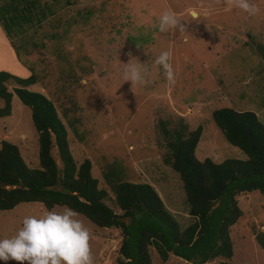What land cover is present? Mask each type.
Returning <instances> with one entry per match:
<instances>
[{"label": "rangeland", "instance_id": "374dc122", "mask_svg": "<svg viewBox=\"0 0 264 264\" xmlns=\"http://www.w3.org/2000/svg\"><path fill=\"white\" fill-rule=\"evenodd\" d=\"M248 2L259 8L255 15L228 0H35L36 8L45 11L39 23L34 18L32 23L8 22L9 41L26 76L36 78L28 89L52 102L73 160L90 161V174L107 192L104 202L114 211H119L112 200L117 182L147 183L179 228L193 221L181 180L164 159L169 158L166 143L197 126L196 159L246 158L226 142L211 112L221 107L252 111L264 126V0ZM24 3L0 0L18 10ZM164 11L181 17L186 31L161 33L157 25ZM163 51L170 54L174 83L153 63ZM131 57L146 69V83L123 80L124 63ZM19 73L26 77L21 68ZM1 140L15 144L28 167L38 166L30 111L15 94L10 114L0 117ZM51 153L56 157L55 147ZM235 198L240 216L229 229L228 263L264 264V199L255 191ZM64 208L46 210L38 202H21L0 210V239L15 235L25 216ZM77 218L89 230L93 264H117L120 230L98 227L81 214ZM148 253L150 264H199L171 254L162 261L151 246Z\"/></svg>", "mask_w": 264, "mask_h": 264}, {"label": "trees", "instance_id": "16d2710c", "mask_svg": "<svg viewBox=\"0 0 264 264\" xmlns=\"http://www.w3.org/2000/svg\"><path fill=\"white\" fill-rule=\"evenodd\" d=\"M24 1L20 10L13 4L0 6V25L6 36L8 22L32 23L34 18L39 23L45 16L35 0ZM35 81L33 73L18 77L0 70V117L10 114L15 94L29 108L38 146V166L28 167L15 144L0 141V210L21 202H38L46 210L65 206L98 227L117 228L121 233L117 264H150L149 246L162 261L171 254L192 263L220 258L217 264H229V229L240 216L235 197L255 191L264 199V126L252 111L221 107L211 112L226 142L245 154L243 160L227 158L216 163L196 159L200 126L166 143L169 158L164 161L181 180L187 213L193 218L181 229L150 184L117 182L112 200L118 212L104 202L107 192L97 187L90 161L85 158L76 164L73 160L52 102L41 92L28 89ZM54 147L56 157L51 153Z\"/></svg>", "mask_w": 264, "mask_h": 264}, {"label": "clouds", "instance_id": "9594fccd", "mask_svg": "<svg viewBox=\"0 0 264 264\" xmlns=\"http://www.w3.org/2000/svg\"><path fill=\"white\" fill-rule=\"evenodd\" d=\"M228 3L250 15L259 11L248 0H228ZM192 16L199 20L198 14ZM157 26L161 33L174 32L177 28L180 33L186 31L181 17L170 11L159 16ZM169 59V52L163 51L153 63L163 68L167 81L174 83L175 74ZM124 64V81H131L132 85L146 83V69L142 64L134 63L133 57ZM77 217L78 213L68 207L62 212L49 211L41 217L25 216L15 235L0 239V260H14L19 264H93L89 230Z\"/></svg>", "mask_w": 264, "mask_h": 264}, {"label": "crops", "instance_id": "0c3cea01", "mask_svg": "<svg viewBox=\"0 0 264 264\" xmlns=\"http://www.w3.org/2000/svg\"><path fill=\"white\" fill-rule=\"evenodd\" d=\"M20 68L24 70V76L29 73L17 57L9 41V37L6 36L4 29L0 25V70L6 71L13 75L16 74L19 77L23 76L19 73Z\"/></svg>", "mask_w": 264, "mask_h": 264}]
</instances>
